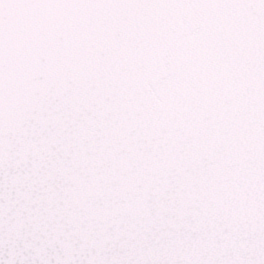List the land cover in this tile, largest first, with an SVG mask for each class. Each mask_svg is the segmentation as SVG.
Wrapping results in <instances>:
<instances>
[{"label": "snow or ice", "instance_id": "obj_1", "mask_svg": "<svg viewBox=\"0 0 264 264\" xmlns=\"http://www.w3.org/2000/svg\"><path fill=\"white\" fill-rule=\"evenodd\" d=\"M0 264H264V0H0Z\"/></svg>", "mask_w": 264, "mask_h": 264}]
</instances>
